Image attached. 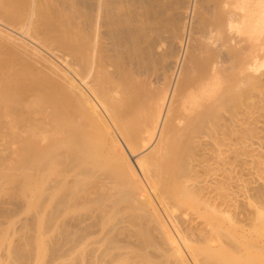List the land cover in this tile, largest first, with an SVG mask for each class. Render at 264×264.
<instances>
[{
    "label": "bare ground",
    "instance_id": "bare-ground-1",
    "mask_svg": "<svg viewBox=\"0 0 264 264\" xmlns=\"http://www.w3.org/2000/svg\"><path fill=\"white\" fill-rule=\"evenodd\" d=\"M263 52L264 0H0V113L9 120L0 125V146L16 148L23 180L33 182L38 201L51 209V219L72 218L71 210L82 207L74 223L65 219L67 229L107 239L103 220L111 212L120 211L115 215L119 217L121 211L131 213L128 218L133 219L138 210L144 222L152 221L142 224L136 212L137 224L130 218L127 225L122 223L125 213L122 222L118 219L126 226L107 220L112 236L117 225L123 227L114 233L118 236L128 230L124 237L120 234V243L114 235L117 244L107 233L119 247L116 259L128 252L125 257L133 255L140 264L139 255L148 261L143 259V264L157 256L167 264H209L214 255L209 248L200 252L192 245L197 234L226 255L216 249L221 255L215 253L213 259L261 264L264 216L257 202L246 203L254 208L253 215H234L241 220L235 217V224H229L234 216L229 220L230 210L222 199L215 200L222 181L214 185L207 175L199 191L188 186L195 199L200 195L196 213L205 218L206 227H197L192 218L187 224L181 220L184 211L177 212L184 209H178L173 196L191 194L184 188L199 174L189 166L194 158L188 159L199 143L195 141L202 138L205 144L204 138L212 142L221 135L213 144L225 146L222 136L230 131L235 105L236 118L242 121L245 88L255 78L250 73L259 70ZM8 148L4 150L10 153ZM206 163L196 167L204 171ZM210 163L205 175L212 171ZM59 194H64L62 212L56 210L61 198L54 201ZM7 213L0 209V215ZM209 216L220 221L226 217L227 229ZM148 225L155 236L145 229ZM141 229L156 253L135 242L140 233L134 232Z\"/></svg>",
    "mask_w": 264,
    "mask_h": 264
},
{
    "label": "rangeland",
    "instance_id": "rangeland-1",
    "mask_svg": "<svg viewBox=\"0 0 264 264\" xmlns=\"http://www.w3.org/2000/svg\"><path fill=\"white\" fill-rule=\"evenodd\" d=\"M263 58H264V52H263V56L261 59V65L259 67V70L256 72L253 71L250 73V74H253L255 78L250 79L246 85V88H245V93H247V95H245L246 97L244 98L243 105H242V109H243L242 110L243 111L242 121H240L238 118H236L238 116V115H236L238 113L237 112L238 107H236V105H235L230 109V115L229 116H231L230 117L231 120L229 119L230 122L228 124V126H229L228 128H230L229 129L230 131L228 130L229 133L227 135H224L225 139H224V136H222L223 140L221 139L223 141L222 142L223 145H225V146L222 147V145H221L222 143L220 142L219 145H221V147L218 146L217 148H221V149H217L216 145L213 144V141L214 142L216 140L220 141L219 140L221 138L220 134H219L220 138L219 139L217 137H216L217 139L213 138L214 140H212V142H211V139H212L211 137H210L211 139L209 138L210 140L203 137L205 139V141H207L211 145H208L207 142H205V144H204V140L202 138L200 140H202L203 143L202 142L200 143V141H195V143L196 142H199V143H196L195 146H193L194 148L192 149V151H194V152H192V151L191 152L194 154L191 153L190 154V156L192 155L191 158L190 157L188 158L189 161H190V159H192V157L194 158L193 161L191 160L193 165H189V166L191 168L193 167V168H196V170H198L199 174L198 173L197 174L199 177L196 174V176H197L196 181L197 182L194 181L195 184L191 183L192 185L188 183V184H186L187 185L186 187H188L190 185V187L191 186L194 187L193 191L195 190V188L199 191L200 189H198V188H200V185L201 186L205 185L203 183V181L207 177L209 178L210 176H207V175H210V174L212 176H214L215 177L214 179H216L217 181L213 180L212 176L210 178L212 181L209 179L206 181H211L214 185H216L215 183H217L219 185L220 181H222L221 184L219 185L221 187H218L219 192L218 191L216 192L221 197L216 194L218 196V198L215 197V200L217 199L216 203L221 199L223 200L222 197L226 193V195H225L226 201L221 200L219 202L221 204L223 202V205L225 204L224 206H226L227 211H228V209L230 210V211H228L229 215H227L228 219L229 218L232 219L234 215H236V216L238 215V217H242V219H243L244 216L246 217V216H249V214H252V213L254 214V212H255V210H253L254 208L252 207L253 208L252 209L248 205L250 207V209H249V207L246 206V203H249V201H250V203H253V204L257 202L256 205L261 208L260 214L262 216H264V59ZM257 79H258V82H257ZM254 82H257L259 84L257 85V83H254ZM2 105L0 104L1 113H2V108H1ZM27 106H25V107H27ZM29 106H31V105H29ZM238 106L240 107L239 104H238ZM2 107L4 108V106H2ZM21 109L23 110L26 108L22 107ZM28 110H29V108H28ZM6 111L8 112V110H6ZM3 113H5V112L3 111ZM0 116L2 117V118H0V120L2 119L1 120L2 122H0V125H2L1 123H3L4 120H7V118L4 119L2 114ZM9 118L12 120V122L15 120V119L13 120L11 117H8V119ZM11 120H10V122H11ZM8 121L9 120H7V122ZM4 122H6V121H4ZM217 129L221 130V127L217 128ZM1 134L2 133H0V135ZM219 135H217V136L219 137ZM2 136H3V134H2ZM208 137L209 136H207V138ZM213 137H215V135ZM0 138H2V137L0 136ZM4 138L5 137H3V140H4ZM0 141H1L0 145L2 146L3 141L2 140H0ZM4 143H5V140H4ZM206 143H207V146H206ZM201 144H204V146H206V147H204ZM196 145H199V147L200 146H202V147H200V148L198 147L197 148L198 151H197V149L195 150ZM1 146H0V209H2V208L6 209L9 212V214L7 213L4 215H0V264H97L96 261L99 262L100 264H104V263L109 264L111 262H113L111 264H115V260H113V258L116 259V257H117L116 254L119 255L115 251L119 247H117V245H112L111 240H112V243L114 244V241L112 238L115 239V236H116V239L118 237V241H119V239H120L119 237H121V236L124 237L126 235V234L123 235L124 231L128 233V230L123 229L124 230L122 232L123 234L119 233V236H118V235H116V234H118V233H116V230H119V232H121L122 231L121 229L123 227L121 228L119 225H117L114 228L115 231H113L114 229H111V230L109 229L110 232L113 231L112 234H113V236L115 235L113 237L111 235V233H108V228H111V226L109 225L110 226L109 227L108 224L110 221H112V223L115 222V224H117L120 221L122 222L123 218L121 217V213H122V215L124 213H125V215L127 214L125 216L126 218H124L125 220H123V222H122V223H125V222L127 223L128 219L130 218V216L128 218V214H131V213H126V212L121 211L120 217H119V216H115V215L119 214L118 212H120V211H117V212L114 211L115 213L111 212V214H113L115 216L114 218L116 221L114 220V218H112L113 215L109 214L111 217L109 215H108V217L105 216V217H107L106 221L110 220L109 218H111V220L106 222V221H104L105 220V218H104L103 222H104V225H106L105 227H107L104 230L107 229L106 230L107 233L110 234L112 238L107 235L106 231H103L106 233V236H105V233H104V235L102 233V236L107 237V239H105L104 237L102 238L101 234H93V235L86 234V232H83L82 229H80V228H79L80 230L76 229V228L75 229H71V228L67 229L65 224H66V221L68 223H69V221L65 220V219H69L71 217L69 216L68 218H65L64 216L62 217V215H60L59 219L62 218L60 220L61 222L58 221L59 219L58 220L57 219L56 220L51 219V212L49 211L51 209L48 208V206L46 205L47 203L42 204L41 202L38 201L36 190H35L33 182L30 180L28 182H25L23 180L22 173L20 172L19 168L17 167L18 166L17 164L19 163V160H18L19 157H17V155H15L16 153H18L15 151L16 148L13 151L11 149L12 148L11 146H9L10 147V149H9L7 147V145H5V147L8 148V150H11L10 153H8L9 151H5L7 149L4 148V146L3 147H1ZM13 146H15V144ZM2 148H4L5 150ZM200 149H201V151H200ZM208 149H210V152ZM6 155H8V156H6ZM188 159H187V161H188ZM17 160H18V162H17ZM204 161H206V162L208 161V163H206ZM188 162H187V164H189ZM209 162H211L210 165L212 164L211 165L212 171H211V167H210L209 169H210L211 173H208L205 175L204 171H206V169H205L206 167H209V166H207V164L209 165ZM192 163L190 162V164H192ZM205 163H206V166L204 168V171L202 168L198 169V168L202 167V164H205ZM197 165H200V167L198 166V168H197L196 167ZM196 172L197 171H195V173ZM207 172H209V171H207ZM31 174H32V172L29 171V175H31ZM198 183H200V184L198 185ZM196 184L198 186H195ZM190 187L184 188V189H187V190L189 189L188 192H191V194L189 193V196L192 195L191 196L192 198L191 197L189 198L188 194H186L187 197L186 196L184 197L183 194H182L183 196H181V192L179 193V195L177 194V195L173 196V197H175V198H173L174 199L173 202L176 200V202H177L176 204L178 205V206L177 205H175V206H177L178 209H180V208L184 209V210L180 209V210H182V212L178 211L177 214L178 213L181 214L184 211V213H183L184 215L179 214L180 216H182V219H181V217H179V218L182 221L184 219L183 222L185 224L190 222L189 220L194 219L193 221H194L195 226L199 227L201 223H202V226L203 225L205 226V223L203 222V220H205V218H203V220H202L201 219L202 216H200V215L197 216V213H196V211H197L196 207L197 206H195V204H196V201H198L197 198L200 196L199 192H198V194H196L198 197L195 195L197 197L195 199V197H193L194 192L190 191V189H192ZM215 187L217 188V186H215ZM223 190H227V191L225 192ZM114 192H116V191H114ZM114 192H112V193H114ZM222 194H223V196H222ZM63 195H60V194H59V196L57 195V198H55V200H54L57 203L59 201L58 199L61 198L60 201L58 202V205H60V206L57 207L58 205H56V207H57L56 210L57 209L60 210L62 208V210H60L61 212L64 210V207H65L63 204L61 205ZM219 197H220V199H219ZM194 199H195V201H194ZM252 200H254V201H252ZM54 201H53V203H54ZM227 202H228L229 206L226 205ZM181 203H183L185 205H182ZM238 203L240 206L238 205ZM244 203H245V206L243 205ZM173 204H175V203H173ZM143 207H141V209ZM77 208H75L76 210L74 209L75 211L73 209L71 210V213L74 212L71 215L73 218V219L72 218L70 219L71 223H74V221H76L74 219H77V218L79 219L80 215L82 216V214H81V211H83L82 207H79L80 209H77ZM185 208L187 209V211ZM191 208L193 209V211ZM144 209H145V207H144ZM185 211L187 212L186 214H185ZM61 212H59V213H61ZM135 212L138 213L140 217ZM135 212L134 213L136 216L134 215V213H132L134 222H133V219H131V218L129 219V220H132V222H133V223L131 222L132 224H134L135 222H136L135 224H137V221H139L140 218H142L141 219L142 221L140 220V222H142V224H144L145 222H147V224H150V225L152 224V221L149 222V220L146 218H145V220H148V221L144 222V215L142 212H141L142 215L138 210H136ZM241 212H242V216H241ZM187 214L188 215L190 214L189 215L190 217ZM243 214H244V216H243ZM185 216H187V218ZM236 216H234V219L231 220V222L235 220ZM134 217H136V218H134ZM138 217H139V219H138ZM238 217H236L237 218L236 220H238V219L241 220V218H238ZM118 218H120V221ZM199 218L201 219V221L199 220ZM208 218L215 225L216 224L218 225V223L219 224L222 223L221 225L224 228H226L229 224L233 225V223L236 222V220H235L234 222L229 223L228 219L227 220L225 219L226 217L223 218V220L221 217V221H220V219L215 218V217H211V216H209ZM62 220L63 221L65 220V222H63ZM54 221L59 222V224L57 223L58 226H56V223ZM186 221H188V222H186ZM195 222H197L198 224L196 223L197 224L196 225ZM122 223H121V226H124L126 224V223L125 224H122ZM191 223H193V222L191 221ZM115 224H113L112 227H114ZM138 224H139V222H138ZM145 225H146V223H145ZM142 227L144 228V226H142ZM205 227H202V228L204 229ZM145 229H148V230L152 229V226L149 227V225H148V228L145 227ZM136 231H139V230H136ZM143 231L144 230L141 229V232L139 231L138 233L137 232H134V233H136L137 236H139L138 234L140 233V238L142 236V239H144L143 241H145V243H147L146 241H148V243L145 244L144 242H141L142 239H140L139 237L136 238L135 242L136 243L139 242L138 245H140L141 247H142V244H144L143 247L144 246H145V248L148 247L147 250L149 251V253L155 252L154 248H153L154 251H152L153 250L152 247L149 248V246H147V245H149L150 238L148 239L147 237H145L144 233H143L144 235L141 234ZM149 231H151V234L154 233V232H152V230H149ZM200 232L203 233V231H200ZM114 233H116V234H114ZM194 233H195V231H194ZM120 234H121V236H120ZM136 234H131L132 238L130 237V239L135 240L133 238V236L135 237ZM98 235H100V236H98ZM143 236L147 240H145V238ZM154 236H155V233H154ZM194 236H193V240H195L196 243H194L192 245H195V247H197L198 250H200V252H203L205 248H207V249L209 248L208 250H210L211 253L214 255L216 253L217 256L218 255L220 256L221 254H223V256H226L224 253H222V252H224L223 250H219L221 247L220 248L218 247L219 249H217V247L215 248L214 243L211 246L204 244V241H202L203 239H201L203 237V235L200 237L199 235L197 236V234H195ZM99 238L105 239L104 241H106V242L104 243V241L101 240L103 242V244H101L102 243L101 241H100V244H98L97 240ZM110 238H111V240H110ZM138 238L141 241L138 240ZM152 238H154V237L151 235V240H152ZM116 239H115V243L118 242V241H116ZM123 239L124 238H122V240ZM213 239H214V237H213ZM225 239H223V242ZM221 240H222V238H221ZM120 242H121V239H120L119 243ZM118 245H121V244H118ZM216 246H217V244H216ZM223 246L226 247V245H223ZM132 249H133V251L138 250L136 247H135L136 250L134 248H132ZM132 249H130L131 252H133ZM139 249H141V248H139ZM144 249L142 248L141 252ZM212 249H214V250H212ZM216 249L219 250L221 254L218 251H216ZM103 251H105V252H103ZM120 251H121V249H120ZM125 251H128V250H125ZM138 251H136L137 254H139V252H140V251L139 252ZM212 251H214V252H212ZM123 252H122V255L124 254ZM102 253H103V255L104 254L105 255L103 256ZM126 253H128V252H125V254H124L125 256H126ZM133 253H135V252H133ZM137 254H135V255L137 256ZM162 254H164V253H162ZM112 255H113V257H112ZM145 255H144V257H145ZM214 255L212 257L213 261L210 260L211 262L209 261L210 262L209 264H212V262H214V264H224L221 261L222 259H220V260H218V258L213 259L215 257ZM97 256L100 259L99 261L97 259L98 258ZM101 256L104 257V259H102ZM125 256L123 257V259H122V257L119 259H122V260L126 259L127 264H128V262L130 264H140L139 262H141L138 260V258L137 259L132 258L133 255L131 258L129 257L131 255H129L128 257H125ZM136 256H134V257H136ZM140 256L141 255H139V258L142 260V264H143V262L145 261V258H142V256L141 257ZM161 256L163 257V255H161ZM223 256H221L219 258H224ZM149 257H146V258H149ZM119 259L117 258L116 260H118L117 262L120 264L123 261H121ZM131 259H133V260H131ZM135 259H136V261H135ZM143 259H144V261H143ZM156 259H157L158 263H157ZM162 260L158 256L155 258V262H154V258L153 259L151 258V260L149 258L148 264H162L163 263ZM216 260H218V261H216ZM224 260H226V259H224ZM132 261H135V262L132 263ZM166 261L164 260V262H166ZM145 262H148V261L146 260ZM169 262H170V260L168 261V264H171V262L170 263ZM225 262L227 263V261H225ZM236 262L231 261V263L228 262V264H232V263L237 264L238 262L237 263ZM258 262H260L261 264L262 263L264 264V257L262 260L260 259V261H258ZM124 263H125V261H124ZM121 264H123V263H121ZM163 264H167V262L163 263Z\"/></svg>",
    "mask_w": 264,
    "mask_h": 264
}]
</instances>
